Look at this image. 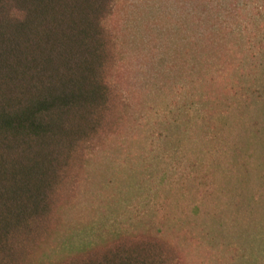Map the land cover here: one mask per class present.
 Instances as JSON below:
<instances>
[{"label":"rangeland","instance_id":"374dc122","mask_svg":"<svg viewBox=\"0 0 264 264\" xmlns=\"http://www.w3.org/2000/svg\"><path fill=\"white\" fill-rule=\"evenodd\" d=\"M115 105L43 258L116 234L264 264V0H116Z\"/></svg>","mask_w":264,"mask_h":264},{"label":"trees","instance_id":"16d2710c","mask_svg":"<svg viewBox=\"0 0 264 264\" xmlns=\"http://www.w3.org/2000/svg\"><path fill=\"white\" fill-rule=\"evenodd\" d=\"M115 1L0 0V264H177L130 233L42 257L115 105Z\"/></svg>","mask_w":264,"mask_h":264}]
</instances>
